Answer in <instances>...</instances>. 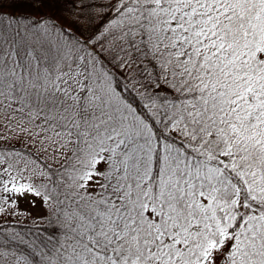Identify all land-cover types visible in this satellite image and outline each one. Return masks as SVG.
Masks as SVG:
<instances>
[{"label": "snow or ice", "instance_id": "1", "mask_svg": "<svg viewBox=\"0 0 264 264\" xmlns=\"http://www.w3.org/2000/svg\"><path fill=\"white\" fill-rule=\"evenodd\" d=\"M0 264H264V0H0Z\"/></svg>", "mask_w": 264, "mask_h": 264}, {"label": "rangeland", "instance_id": "2", "mask_svg": "<svg viewBox=\"0 0 264 264\" xmlns=\"http://www.w3.org/2000/svg\"><path fill=\"white\" fill-rule=\"evenodd\" d=\"M36 199H37V206L33 207L29 202L22 201L21 208L27 209L28 211H30L32 214H35V215L44 214L47 211V209L43 206L39 198H36Z\"/></svg>", "mask_w": 264, "mask_h": 264}, {"label": "trees", "instance_id": "3", "mask_svg": "<svg viewBox=\"0 0 264 264\" xmlns=\"http://www.w3.org/2000/svg\"><path fill=\"white\" fill-rule=\"evenodd\" d=\"M46 214H47V211H46L44 214H42V215H46ZM32 215H33V216H37V215H35V214H32ZM30 219H31V218H29V220L22 221V224H23V223H29Z\"/></svg>", "mask_w": 264, "mask_h": 264}]
</instances>
